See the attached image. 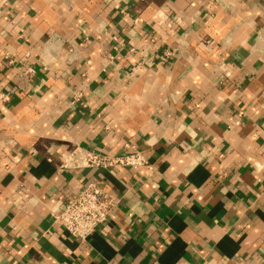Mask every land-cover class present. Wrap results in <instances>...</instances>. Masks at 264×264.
I'll list each match as a JSON object with an SVG mask.
<instances>
[{
    "label": "crops",
    "instance_id": "1",
    "mask_svg": "<svg viewBox=\"0 0 264 264\" xmlns=\"http://www.w3.org/2000/svg\"><path fill=\"white\" fill-rule=\"evenodd\" d=\"M26 65L0 264H264V0H0V95ZM76 148L148 165L62 169ZM91 182L117 206L82 242L54 216Z\"/></svg>",
    "mask_w": 264,
    "mask_h": 264
},
{
    "label": "built area",
    "instance_id": "2",
    "mask_svg": "<svg viewBox=\"0 0 264 264\" xmlns=\"http://www.w3.org/2000/svg\"><path fill=\"white\" fill-rule=\"evenodd\" d=\"M22 63L24 64L25 61ZM13 64L10 61V65ZM34 73L32 67L24 66L19 74V83L9 93L0 95V103L10 102L12 96L21 90L20 83L30 79ZM147 165V158L142 153L110 156L76 148L64 155L61 168L64 170L124 168L138 171ZM116 206L117 201L104 187L97 182H91L79 192H69L63 201L62 209L55 214L54 219L63 225L69 235L86 242L100 226L109 221Z\"/></svg>",
    "mask_w": 264,
    "mask_h": 264
}]
</instances>
